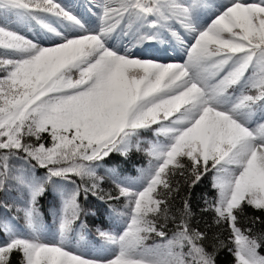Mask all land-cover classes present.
I'll list each match as a JSON object with an SVG mask.
<instances>
[{"label": "snow or ice", "instance_id": "1", "mask_svg": "<svg viewBox=\"0 0 264 264\" xmlns=\"http://www.w3.org/2000/svg\"><path fill=\"white\" fill-rule=\"evenodd\" d=\"M0 264H264V0H0Z\"/></svg>", "mask_w": 264, "mask_h": 264}, {"label": "rangeland", "instance_id": "2", "mask_svg": "<svg viewBox=\"0 0 264 264\" xmlns=\"http://www.w3.org/2000/svg\"><path fill=\"white\" fill-rule=\"evenodd\" d=\"M79 2V0H62V3L66 4V5H75ZM13 30H17L20 31V33L22 35L27 36L29 39H33L34 38V30H30V29H24V28H13Z\"/></svg>", "mask_w": 264, "mask_h": 264}, {"label": "trees", "instance_id": "3", "mask_svg": "<svg viewBox=\"0 0 264 264\" xmlns=\"http://www.w3.org/2000/svg\"><path fill=\"white\" fill-rule=\"evenodd\" d=\"M49 219H50V217H49Z\"/></svg>", "mask_w": 264, "mask_h": 264}]
</instances>
